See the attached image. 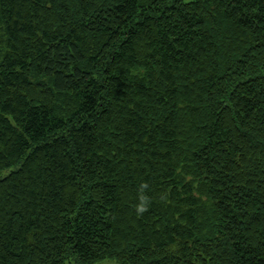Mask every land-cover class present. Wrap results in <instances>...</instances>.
<instances>
[{
    "label": "trees",
    "instance_id": "trees-1",
    "mask_svg": "<svg viewBox=\"0 0 264 264\" xmlns=\"http://www.w3.org/2000/svg\"><path fill=\"white\" fill-rule=\"evenodd\" d=\"M264 264V0H0V264Z\"/></svg>",
    "mask_w": 264,
    "mask_h": 264
},
{
    "label": "rangeland",
    "instance_id": "rangeland-1",
    "mask_svg": "<svg viewBox=\"0 0 264 264\" xmlns=\"http://www.w3.org/2000/svg\"><path fill=\"white\" fill-rule=\"evenodd\" d=\"M98 264H115V263L113 261H110V260H104V261H101Z\"/></svg>",
    "mask_w": 264,
    "mask_h": 264
}]
</instances>
